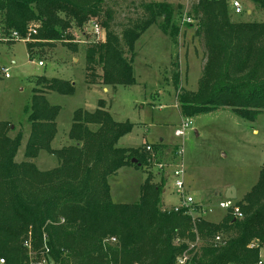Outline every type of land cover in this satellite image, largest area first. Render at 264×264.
Segmentation results:
<instances>
[{"label":"trees","instance_id":"1","mask_svg":"<svg viewBox=\"0 0 264 264\" xmlns=\"http://www.w3.org/2000/svg\"><path fill=\"white\" fill-rule=\"evenodd\" d=\"M252 3L264 11V0ZM106 4L107 0H0V31L24 36L35 30L26 44L32 58L35 47L71 41L73 28L80 30L96 17L104 41L88 42L83 49L84 83L130 86L135 83L132 63L140 36L156 24L174 39L180 27L170 3L152 1L141 3L142 15L118 35L112 25L114 11ZM230 6L228 0H198L191 8L204 64L197 89L177 96L186 117L229 108L253 122L264 113V20L234 21ZM71 43L68 46L76 51ZM173 79L178 90L179 72ZM40 81L44 88L34 89L26 109L30 130L23 161L14 160L22 133L10 137V124L0 121L2 264H38L42 258L53 264H175L185 250L192 264H256L264 248V165L256 183L235 201L240 218L228 210L219 222H210L196 203L194 215L186 208L162 211L164 180L154 183L148 172L135 203H114L108 178L121 167H146L163 144L152 145L154 156L144 146H117L133 124L115 121L99 99L93 111L73 112L66 133L70 143L52 148L61 108L50 105L44 92L72 95L75 87L57 78ZM40 151L55 156L58 165L39 170L32 159ZM134 158L137 163L131 162ZM217 235L219 244L213 241Z\"/></svg>","mask_w":264,"mask_h":264},{"label":"rangeland","instance_id":"2","mask_svg":"<svg viewBox=\"0 0 264 264\" xmlns=\"http://www.w3.org/2000/svg\"><path fill=\"white\" fill-rule=\"evenodd\" d=\"M152 1H164L173 6L179 34L173 39L158 25H151L135 42L132 63L135 83L119 86V90L117 87L87 86L84 83L83 49L88 42L104 41L102 27L100 37L90 31L92 23L100 24L96 17L80 30L73 28L71 41H55L51 45L43 43L45 45L35 47L32 58L28 57L26 46L31 42L29 33L0 40V119L12 120L14 126L10 127L12 131L8 134L15 136L18 128L27 124L26 109L31 103L33 88L37 86V77L68 80L74 83L72 95L53 91L47 96L50 105L61 107L56 119L59 134L52 147H59L62 142L70 143L66 133L73 112L78 108L94 109L101 97L112 106L113 113L110 114L115 121L128 120L133 124L132 130L119 139L117 146L141 147L146 142L144 147L150 145L152 149V145L162 143L160 139L164 142L162 152L155 151L156 156L146 167H121L108 178L111 201L135 203L146 172L151 174L154 183H158L167 177L172 167L182 163L187 193L192 195L196 204L206 207L203 217L217 223L226 213L217 205L224 199L225 186L234 187L237 192L235 201L240 200L256 183L264 165V113L253 122L235 115L229 108L193 117L183 115L177 96L183 91L197 89L204 64L202 39L195 35L198 21L192 19L191 12L198 0H107L106 5L114 11L112 25L120 35L142 15L140 4ZM239 1L242 7L240 14L234 13L231 6L229 8L232 20H264V11L256 9L252 0ZM69 42L77 45L76 51L71 50ZM125 55L129 57V54ZM40 61L43 63L41 66L38 65ZM4 68L8 77L3 75ZM176 72H179L178 90L173 79ZM40 84L39 91L44 88ZM102 87L108 92L103 94ZM115 91V99H111ZM186 118L190 124L185 135L176 137L174 130ZM8 123L11 125L10 121ZM195 130H198V135ZM22 145L16 153V160L21 155ZM177 150H183L182 154L178 155ZM41 154L48 163L45 167H55L58 162L55 156L46 155V151ZM158 163L166 164V167L160 171ZM159 171L160 176L157 175ZM173 182L170 174L161 196V206L179 204L180 196L174 192ZM260 258L264 259V248L260 251ZM38 264L53 263L42 258Z\"/></svg>","mask_w":264,"mask_h":264},{"label":"built area","instance_id":"3","mask_svg":"<svg viewBox=\"0 0 264 264\" xmlns=\"http://www.w3.org/2000/svg\"><path fill=\"white\" fill-rule=\"evenodd\" d=\"M231 4V8H233L234 13L236 14H240L242 12V7L240 4L239 0H231L230 1ZM91 33L94 34L97 37H100V33H101V28L99 26L98 23H92L91 25ZM30 33H35V30L30 29L29 30V35ZM19 35L16 31L11 32L9 35H5L3 32L0 31V40H9L10 38H18ZM38 65H43V63L40 61L38 62ZM3 73L5 77H8V73L6 71V69H3ZM190 124V120L188 118H186L185 121H182L180 123V126L178 128H176L174 130V135L176 137H182L185 135V130L188 128ZM146 151L150 152L151 146L147 145L146 146ZM183 152V150H177V154L181 155ZM152 156H154V154L151 151ZM158 168L159 170H163L164 167H166V164L163 163H158ZM184 165L182 163H179L178 165L174 166L171 168L169 174H171L172 178L174 179L173 182V187H174V192L180 196V202L179 204L173 205L171 207H166V206H161V210L162 211H167V210H173V211H179L181 208H186L188 209L189 213L191 215H194V211L192 210V206H194L195 202L194 199L192 197L191 194L187 193L186 191V187H185V180H184ZM217 205L219 208H222L224 210H226V212L229 210L235 217L240 218L242 215L240 213V210L238 208V206L235 205V200H230V199H226L224 198L223 200H219L217 202ZM206 210V207L202 206V215H204ZM112 241H114V238L111 239ZM216 244H219L222 242V239L219 235L215 236L214 240H213ZM196 244V243H195ZM24 245L30 249V243L29 241H25ZM194 247V245H191L190 248ZM3 263V259H0V264ZM175 264H192L191 261V254L188 253V251H183L181 254H179L176 259H175ZM256 264H264V259L259 258V260L256 262Z\"/></svg>","mask_w":264,"mask_h":264},{"label":"crops","instance_id":"4","mask_svg":"<svg viewBox=\"0 0 264 264\" xmlns=\"http://www.w3.org/2000/svg\"><path fill=\"white\" fill-rule=\"evenodd\" d=\"M27 54H28V52H27ZM5 69V68H4ZM4 75V74H3ZM5 77V76H4ZM39 83H41V81H40V77H37V86H35L34 88H33V91H34V89H38L39 88ZM40 85H43L42 83L40 84ZM72 85H74V83H72ZM93 85H101V84H93ZM93 85H87V86H93ZM118 87L119 86H117V89H118ZM112 88V87H111ZM115 89H116V87H115ZM119 90V89H118ZM118 90H116V91H118ZM116 91L112 94V98L111 99H115V96H116ZM51 92H53V91H47V90H45V92H44V95H45V98L47 99V96L51 93ZM108 91H107V88H105V87H102V93L103 94H105V93H107ZM99 99H102V100H104L103 98H99ZM99 99H97V102H98V100ZM96 105H97V103H96ZM61 108V107H60ZM97 108V106L96 107H94V109H96ZM94 109H91V110H89V111H93ZM104 109H106L109 113H113V108H112V106H110V103H107L105 100H104ZM61 110V109H60ZM86 110V109H85ZM261 115V114H260ZM259 115V116H260ZM111 116H112V114H111ZM113 117V116H112ZM56 119H57V117H56ZM0 121H6V122H11V125H10V127L11 128H13V126H14V124H13V122H12V120H10V119H0ZM55 122H56V120H55ZM17 124V123H16ZM71 124V123H70ZM25 126V125H24ZM23 125L22 126H20L19 128H18V130L16 131V133L17 132H21L22 133V140H21V142L22 143H20V145L21 144H23L22 145V150H21V155L19 156V158L16 160V158H14V160L16 161V162H21V161H23L24 160V149H25V145H26V141H27V139H28V135H29V130H30V124L27 122V124H26V126L24 127ZM70 126V125H69ZM68 126V127H69ZM56 127H57V134H56V136H55V138L53 139V141H52V143L55 141V143H56V139L58 138V134H59V127H58V124H57V122H56ZM68 127L66 128V129H68ZM12 131V129H10V132ZM255 132H257V131H255ZM195 133H197V135L199 134V132H198V130H195ZM159 142H162V143H164L163 142V140L162 139H160L159 140ZM52 143H51V146H52ZM147 143H149V142H147ZM146 144V142L144 143V144H142L143 146ZM64 145H66V143L64 142H62V143H60V145H59V147H52V148H56V149H58V148H60V147H62V146H64ZM20 147V146H19ZM124 147H130V146H124ZM133 148H136V147H133ZM19 149V148H18ZM43 151H40L39 153H38V155H37V157L36 158H34V159H32V161L34 162V164L36 165V167L39 169V170H41V171H46V170H50V169H52V168H55L57 165H58V162H57V164L55 165V167L53 166L52 168H48V167H45V166H48L47 164V161L43 158V156H42V153ZM46 155H48V153L46 154ZM16 156V155H15ZM49 156H53V155H51V154H49ZM126 167V166H125ZM130 167H132V166H130ZM170 174L168 173V175H167V177L169 176ZM167 177L166 178H164V184H165V186L163 187V191H162V193L163 192H165V187H166V185H167ZM230 185H226L225 186V188L223 189V192L225 191V189L226 188H228ZM245 194V193H244ZM243 194V195H244ZM236 195H237V192H236ZM164 199V198H163ZM166 204V203H165ZM174 205V204H173ZM164 206V205H163ZM168 206V205H167ZM166 206V207H167ZM221 220V219H220ZM219 220V221H220ZM218 221V222H219ZM261 251V250H260Z\"/></svg>","mask_w":264,"mask_h":264},{"label":"water","instance_id":"5","mask_svg":"<svg viewBox=\"0 0 264 264\" xmlns=\"http://www.w3.org/2000/svg\"><path fill=\"white\" fill-rule=\"evenodd\" d=\"M12 127V126H11ZM132 163H137V160L134 158L131 160ZM138 165H140L138 163ZM224 198L230 199V200H236V191L235 188L230 186L225 190Z\"/></svg>","mask_w":264,"mask_h":264}]
</instances>
